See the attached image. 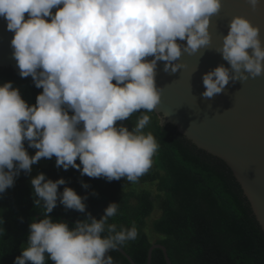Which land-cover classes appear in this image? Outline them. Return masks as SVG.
Wrapping results in <instances>:
<instances>
[{
	"label": "clouds",
	"instance_id": "clouds-1",
	"mask_svg": "<svg viewBox=\"0 0 264 264\" xmlns=\"http://www.w3.org/2000/svg\"><path fill=\"white\" fill-rule=\"evenodd\" d=\"M246 2L253 10L261 5V0ZM221 7L222 0H0V18L14 33L18 75L31 77L43 90L29 106L12 82L0 86V194L14 186L21 171L30 174L32 165L53 156L65 171L136 182L159 148L153 134L144 132L150 123L146 113L161 102L158 62H164L165 73H176L184 67L178 63L184 53L207 49L210 18ZM215 51L230 67L203 75L204 98L222 93L230 81L264 75L260 29L244 17L232 18ZM134 113L139 115L131 130L117 125ZM25 142L38 149L35 155L29 156ZM30 184L44 218L29 225L27 246L13 264H114L107 253L138 238L135 221L130 228L109 223L118 203H110L99 220L87 213L71 228L53 222L49 214L58 202L85 213L88 197L69 187L58 192L66 181L53 182L43 173Z\"/></svg>",
	"mask_w": 264,
	"mask_h": 264
},
{
	"label": "trees",
	"instance_id": "trees-1",
	"mask_svg": "<svg viewBox=\"0 0 264 264\" xmlns=\"http://www.w3.org/2000/svg\"><path fill=\"white\" fill-rule=\"evenodd\" d=\"M5 82H12L22 99L26 102L25 97H30L34 105L43 91L35 87L31 77L21 78L12 69L0 68V86ZM146 114L150 123L144 132L153 134L159 148L151 168L131 184L150 186L125 187L122 179L108 182L81 176L73 168L60 170L54 164L39 166L27 175L21 171L14 186L0 194V264H13L27 246L29 225L44 218L42 210L34 205L30 184L41 173L53 182L66 181L58 192L69 187L78 196L88 197L85 213L65 210L58 202L49 214L53 222H66L71 228L86 219L87 213L99 220L110 203H118V214L109 223L130 228L135 221L138 238L121 248L137 264H146L154 243L166 246L173 264H264V232L229 167L187 140L174 125H162L155 111ZM138 115L134 113L123 121L129 130ZM25 148L32 150L27 142ZM81 182L90 187L84 189ZM109 255L114 264H130L118 250ZM47 264L54 262L48 260ZM151 264H166L161 250L153 251Z\"/></svg>",
	"mask_w": 264,
	"mask_h": 264
},
{
	"label": "water",
	"instance_id": "water-1",
	"mask_svg": "<svg viewBox=\"0 0 264 264\" xmlns=\"http://www.w3.org/2000/svg\"><path fill=\"white\" fill-rule=\"evenodd\" d=\"M52 11L55 13L56 9ZM236 16L259 27L264 41V0L255 10L246 0H222L219 13L210 18L211 43L207 49L192 55L184 53L178 61L184 67L176 73H165L164 62H158L155 81L162 91L161 102L154 111L161 117L162 125H174L199 149L225 162L264 232V75L243 82L230 81L222 93L210 99L202 97L206 90L203 75L220 65L230 67L215 50L222 46L229 22ZM25 17L27 19V13ZM6 23L0 18V68L19 73L12 57L14 33L6 29ZM246 51L251 54L252 50ZM155 249L163 252L166 264H173L166 246L159 243L149 248L146 264L152 263ZM117 250L130 264H137L123 248Z\"/></svg>",
	"mask_w": 264,
	"mask_h": 264
},
{
	"label": "rangeland",
	"instance_id": "rangeland-1",
	"mask_svg": "<svg viewBox=\"0 0 264 264\" xmlns=\"http://www.w3.org/2000/svg\"><path fill=\"white\" fill-rule=\"evenodd\" d=\"M25 93H26V92H25V90H24V91H23V94H25ZM25 100H26V103H27L29 106H33V105H34V103L32 102V99H31L30 97H28V98L25 97ZM159 120H160V123H161V121H162L161 117H159ZM116 123H117V125L123 124V125L125 126V123H124L123 121H117ZM36 151H38V149L27 150V152H28V154H29L30 157L33 156V155H35ZM56 159H57V158H56L55 156H53L51 159H48V158H41L40 161H38L36 164L32 165V171H33V172L36 171V170L38 169L39 166H46V165H49V164H54V166L56 167ZM154 159H155V157H152V163H154ZM76 161H79V158H77ZM58 169H60V170H64L63 167L58 168ZM69 169H71V167H69ZM121 179L124 180V185H125V187H126V186H129V185H135L136 187H139V189H140V187L145 188L146 186H147V187L150 186V185H144V186H141V185H138V184H136V183L131 184V182H127V181L125 180V178H121ZM139 189H138V190H139ZM152 220H153V217H151V219L149 220V223H151ZM149 226H150V225H149Z\"/></svg>",
	"mask_w": 264,
	"mask_h": 264
}]
</instances>
